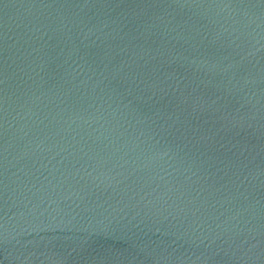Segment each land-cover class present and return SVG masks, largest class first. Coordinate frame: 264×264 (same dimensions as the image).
I'll return each mask as SVG.
<instances>
[{
	"label": "water",
	"instance_id": "water-1",
	"mask_svg": "<svg viewBox=\"0 0 264 264\" xmlns=\"http://www.w3.org/2000/svg\"><path fill=\"white\" fill-rule=\"evenodd\" d=\"M0 264H264V0H0Z\"/></svg>",
	"mask_w": 264,
	"mask_h": 264
}]
</instances>
